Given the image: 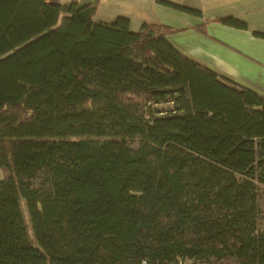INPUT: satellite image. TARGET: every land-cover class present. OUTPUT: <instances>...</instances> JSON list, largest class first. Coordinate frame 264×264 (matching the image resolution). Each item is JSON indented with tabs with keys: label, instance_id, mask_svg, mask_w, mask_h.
Wrapping results in <instances>:
<instances>
[{
	"label": "trees",
	"instance_id": "obj_1",
	"mask_svg": "<svg viewBox=\"0 0 264 264\" xmlns=\"http://www.w3.org/2000/svg\"><path fill=\"white\" fill-rule=\"evenodd\" d=\"M96 8L0 0V264H264V95Z\"/></svg>",
	"mask_w": 264,
	"mask_h": 264
},
{
	"label": "crops",
	"instance_id": "obj_2",
	"mask_svg": "<svg viewBox=\"0 0 264 264\" xmlns=\"http://www.w3.org/2000/svg\"><path fill=\"white\" fill-rule=\"evenodd\" d=\"M52 1L64 6L70 0ZM92 1L97 2L98 21L112 22L123 16L132 31L143 22L172 26L168 40L188 57L264 95V37L257 35L264 33V0ZM229 16L244 22L245 27L217 20Z\"/></svg>",
	"mask_w": 264,
	"mask_h": 264
},
{
	"label": "rangeland",
	"instance_id": "obj_3",
	"mask_svg": "<svg viewBox=\"0 0 264 264\" xmlns=\"http://www.w3.org/2000/svg\"><path fill=\"white\" fill-rule=\"evenodd\" d=\"M170 106H171V103L169 101H166V102L159 103L157 105L153 104L151 105V108L153 109L157 107V108L167 109ZM256 199L258 203L257 226L259 229L264 230V186H258ZM21 207H22L24 220H25L26 226L28 227L30 237H32L31 230H30V224L28 220V214H27V211H26V208L23 202L21 204ZM173 264H193V262L190 259L179 257L175 260V262H173Z\"/></svg>",
	"mask_w": 264,
	"mask_h": 264
}]
</instances>
